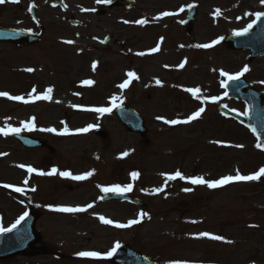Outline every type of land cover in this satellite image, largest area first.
Segmentation results:
<instances>
[{
    "label": "rangeland",
    "instance_id": "374dc122",
    "mask_svg": "<svg viewBox=\"0 0 264 264\" xmlns=\"http://www.w3.org/2000/svg\"><path fill=\"white\" fill-rule=\"evenodd\" d=\"M83 1L81 9H94L118 0ZM135 1L136 10L113 11L108 19L82 15L83 28L51 30L32 49L4 50L0 55V93L24 98L0 96V128H21L19 133L46 139L54 150L52 154L25 151L0 134V228H11L31 205L40 212L35 226L41 239L38 247L46 250L43 256H19L0 264H108L107 253L117 244L129 245L158 264H264V181H233L209 188L179 178L167 180L176 171L185 177L218 180L264 168V153L255 138L217 110L225 105L244 113L242 102L226 100L222 81L227 78L222 71L233 75L247 66L245 80L264 90V58L247 63V53H233L224 45L228 35L254 21L255 13H264V3ZM193 3L198 18L190 41L182 22ZM165 12L171 14L162 15ZM96 24L115 36L128 25L127 48L101 50L93 42ZM204 44L212 46L196 47ZM154 48L158 50L151 51ZM129 72L136 78L120 88L129 80ZM85 80L93 83L86 85ZM49 88V99H34ZM192 88L200 90L196 97L187 91ZM113 97L118 107H113ZM122 105L143 117L147 144L126 132L114 117ZM201 107L205 110L197 119L183 122ZM94 108L111 111L99 113ZM29 121L32 130L23 128ZM89 125L88 131H78ZM48 128L55 131H42ZM98 130L105 131V139L95 136ZM28 166L37 172L53 168L57 172L29 173ZM65 171L93 174L72 180L59 174ZM132 172L139 173L135 180ZM116 184H131V191L125 193L138 197L147 208L101 204L106 194L101 189ZM157 188L163 190L154 192ZM185 188L192 190L185 192ZM89 204L93 206L81 212L55 210ZM100 217L113 223L105 224ZM130 220L143 221L141 226H115ZM202 232L223 239L200 237ZM85 251L101 255H78Z\"/></svg>",
    "mask_w": 264,
    "mask_h": 264
},
{
    "label": "water",
    "instance_id": "95a60500",
    "mask_svg": "<svg viewBox=\"0 0 264 264\" xmlns=\"http://www.w3.org/2000/svg\"><path fill=\"white\" fill-rule=\"evenodd\" d=\"M127 9H133L135 7L134 0L127 1ZM117 3H110L108 8L116 7ZM197 15V6L194 4L189 6L187 10L186 20L183 25L185 26V32L189 39H192L193 24L195 16ZM0 39L3 41H12L19 46L31 45L39 42L40 39L34 35H27L24 33L14 32V35L0 32ZM225 44L232 51H248L249 55L246 57V61L259 59L264 56V16L255 20L252 27L244 35L228 36ZM226 96L227 98L234 100H241L245 103L247 115H240L236 112L229 111L224 106L219 107V111L229 118L242 123L261 144V149L264 152V92L254 90L241 76L239 80L228 81L226 84ZM115 116L119 123L126 128L130 133H136L141 138H144L147 134V128L144 127L143 119L132 109L128 107H122L115 111ZM96 136L100 139L106 137L105 132H96ZM14 140H16L23 148L38 149L46 148L51 153L52 149L47 146V142L43 139H34L30 136H24L20 134H10ZM145 143H148L146 140ZM264 180V176L258 179ZM129 202L138 205L139 207H145V204L134 199L128 195L115 194L105 195L101 199L102 203L105 202ZM39 214L35 209L30 210L28 217L17 227L11 231H4L0 234V260H6L14 256H35L45 254V250H40L34 247V245L40 241L39 235L34 229V224ZM110 264H155L149 262L144 256L135 253L129 246L120 245L116 252L109 257Z\"/></svg>",
    "mask_w": 264,
    "mask_h": 264
},
{
    "label": "flooded vegetation",
    "instance_id": "af4514ba",
    "mask_svg": "<svg viewBox=\"0 0 264 264\" xmlns=\"http://www.w3.org/2000/svg\"><path fill=\"white\" fill-rule=\"evenodd\" d=\"M124 0L121 6L115 10L105 9L106 4L98 6L95 11L100 14H94V9L80 8L83 0H18L17 3H12L11 0H5V3L0 4V31L4 30L10 35H14V31L39 34L41 39L45 36L46 32L51 30L65 29L66 26L69 29H74L68 20L75 23L76 20H81L82 15L90 14L95 18H109L113 11L123 10L124 11ZM107 18V19H108ZM80 22V26L83 28L84 22ZM124 24L123 29H119L118 35L115 36L113 32H107L101 30L99 25H95L96 37H93V41L96 43L104 41L110 37L109 45H102L99 43V47L103 51H107L111 46L115 48H127L128 44V31ZM123 31V36L120 33ZM1 38V37H0ZM112 44V45H111ZM33 46H27L21 48L12 41H3L0 39V55L4 50L6 51H23L25 49H32Z\"/></svg>",
    "mask_w": 264,
    "mask_h": 264
},
{
    "label": "snow or ice",
    "instance_id": "6c2138e0",
    "mask_svg": "<svg viewBox=\"0 0 264 264\" xmlns=\"http://www.w3.org/2000/svg\"><path fill=\"white\" fill-rule=\"evenodd\" d=\"M12 3H17L18 0H11ZM262 3H264V0H261ZM5 3V0H0V4H3ZM183 10V9H181ZM171 13H163L162 15H170ZM217 15L220 14L219 10H217L216 12ZM255 16L257 19H259L261 16H264V13H260V12H257L255 13ZM137 23H140V24H143V23H146V21H137ZM253 23H255V21H253ZM252 27V24H249L246 28H244L242 31H239V32H234L233 34L234 35H244L249 28ZM67 43H72L71 41H67ZM213 43H218V41H214ZM212 45L210 44H204V45H196V47H203V48H208V47H211ZM158 49L157 48H154L152 49L151 51L155 52L157 51ZM139 55H144V53H139ZM183 65H181L182 67ZM93 68H95V63L93 64ZM27 71L31 72L32 69H27ZM249 71L248 67L245 66L244 69H242L240 72L238 73H235L233 75H230L226 72H221V75L222 76H225L227 79L225 81H222V86H224L225 84H227L228 81H236V80H239L241 76L244 75L245 72ZM128 77H129V80H126L123 84L119 85L120 88H125L127 87L128 83L130 82L131 79H135L136 76H135V73L133 72H129L127 73ZM84 84L86 85H90L93 83V81L91 80H85L83 81ZM157 83L159 84L160 82L157 81ZM33 91H35V89H33ZM52 90L51 88H49L47 90L46 93L42 94V95H39V96H36L34 99H49V95L48 93H50ZM187 91L191 92L192 95L194 97H196L199 93V89L198 88H192V89H187ZM0 96H7L9 99H12V100H23L24 98L21 97V96H10L8 93H0ZM114 103H113V107H118V105L115 103V100L117 99V97H113L112 98ZM211 99L213 101L217 100L218 98L217 97H211ZM24 102H28V101H24ZM92 111H95V112H99V113H105V112H110L111 109L110 108H94V109H91ZM204 108L201 107L199 108L196 112H194L192 115H190L186 121H183V122H190L192 120H195L197 119L202 112H204ZM245 115H247V112L244 113ZM181 121L179 120H165V123H169V124H177V123H180ZM34 127V124L32 123V121H29L27 123H24L23 124V128L24 129H27V130H32ZM92 125H89L88 128H85V129H79L78 131H81V132H85V131H88L89 128H91ZM22 129L21 128H10V127H3V128H0V134H3L5 136L9 135L10 133H16V134H19V132L21 131ZM42 131H55V129H52V128H48V129H42ZM68 131L67 128L64 129V132L66 133ZM238 147H242V146H238ZM257 147H262L260 144H257ZM123 155H128V153H123ZM20 167H25L24 165H20ZM27 171L29 173H32V172H37L36 169L32 168L31 166H28L27 167ZM57 172V170L55 168H53L51 170V172H48V173H44V172H37V174L39 175H52V174H55ZM61 176L63 177H68L72 180H85L87 179L88 177H90L93 173L92 172H86L82 175H73L71 172H60L59 173ZM131 177L133 180H135L138 176H139V173L137 172H132L131 174ZM264 176V168H261L259 171H257L256 173L252 174V175H241L239 172L236 173L235 176H232V175H228V176H224L222 177L221 179H218V180H205L203 177L201 176H192V177H185L180 171H176L174 174L172 175H168L167 176V180H175L177 178H179L180 180H187L188 182H190L191 184H194V185H206L207 187L209 188H217V187H221L223 185H226L230 182H233V181H250V180H257L259 179L260 177ZM25 183H27V181H25ZM5 187H10L9 185H5ZM132 189V185L131 184H128V185H125V186H121L119 184H116V185H112L110 187H105V188H102L101 190L104 192V193H117V194H123L125 192H129L131 191ZM35 189H33L34 191ZM163 189L161 188H157V189H154L153 191L154 192H160L162 191ZM192 189L190 188H185L183 189V191L185 192H188V191H191ZM14 191H17V192H22L23 189L21 188H14ZM93 205L89 204L86 206V208H82V207H58L56 208L55 210L56 211H60V212H81V211H86L87 208H91ZM25 216L27 215V213L24 214ZM141 216L143 215H146V213H141L140 214ZM24 217L21 216L17 221H16V224H18L20 222V220H22ZM101 221L105 224H112L113 221L111 220H108V219H105L104 217H100ZM139 221L138 220H130L128 221L127 224H116L115 226L116 227H129L131 226L132 224H136L138 223ZM193 223H195L196 221H192ZM16 224H13L11 228H8V229H4V228H0V232H4V231H11L12 228H15L16 227ZM200 237H208L209 239H213V240H222L223 237L221 236H216V235H211L207 232H202V233H199L198 234ZM119 247V245L117 244L115 247H113L111 249L110 252L107 253L108 256H111L113 255L115 252H116V249ZM79 256L81 257H93V258H97L99 257L101 254L98 253V252H79L78 253Z\"/></svg>",
    "mask_w": 264,
    "mask_h": 264
}]
</instances>
